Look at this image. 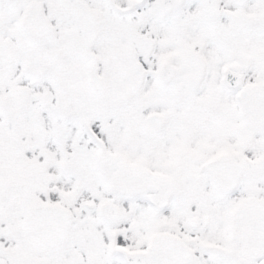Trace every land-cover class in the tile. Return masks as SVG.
Here are the masks:
<instances>
[{
	"label": "snow or ice",
	"instance_id": "snow-or-ice-1",
	"mask_svg": "<svg viewBox=\"0 0 264 264\" xmlns=\"http://www.w3.org/2000/svg\"><path fill=\"white\" fill-rule=\"evenodd\" d=\"M0 264H264V0H0Z\"/></svg>",
	"mask_w": 264,
	"mask_h": 264
}]
</instances>
